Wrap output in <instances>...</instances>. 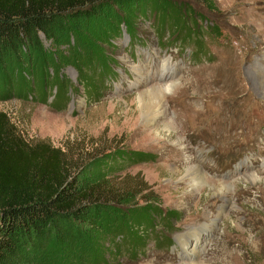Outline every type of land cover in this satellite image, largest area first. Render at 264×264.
I'll return each instance as SVG.
<instances>
[{
	"label": "rangeland",
	"instance_id": "374dc122",
	"mask_svg": "<svg viewBox=\"0 0 264 264\" xmlns=\"http://www.w3.org/2000/svg\"><path fill=\"white\" fill-rule=\"evenodd\" d=\"M178 1L202 18L189 41L171 32L160 39L154 18L140 19L134 39L122 29L113 41L115 74L101 78L104 89L83 93L61 66L63 109L51 108V97L12 98L0 100V112L26 140L60 148L71 163L122 147L152 155L116 170L111 184L141 180L171 218L155 222L135 258L116 264H264V0ZM168 86L164 115L146 121L154 110L140 95Z\"/></svg>",
	"mask_w": 264,
	"mask_h": 264
},
{
	"label": "trees",
	"instance_id": "16d2710c",
	"mask_svg": "<svg viewBox=\"0 0 264 264\" xmlns=\"http://www.w3.org/2000/svg\"><path fill=\"white\" fill-rule=\"evenodd\" d=\"M151 16L160 39L170 32L185 41L199 34L195 19L202 18L178 0H0V100L45 103L51 97L50 107L63 109L68 99L57 76L61 66L70 67L83 93L93 96L105 88L101 78L115 74L113 41L122 29L134 39L135 24ZM152 159L122 147L71 163L60 148L26 140L0 112V264L135 258L155 222L167 224L170 213L145 194L141 180L117 188L111 174Z\"/></svg>",
	"mask_w": 264,
	"mask_h": 264
},
{
	"label": "bare ground",
	"instance_id": "6f19581e",
	"mask_svg": "<svg viewBox=\"0 0 264 264\" xmlns=\"http://www.w3.org/2000/svg\"><path fill=\"white\" fill-rule=\"evenodd\" d=\"M161 69H163V68H161ZM141 70V69H140ZM138 72V71H137ZM165 83V82H164ZM169 89V86L168 87H164V89H161V88H152V89H150V90H148L145 94L146 95H140V97H139V99H140V101L141 102H143V100L144 99H146V97H147V99L149 100V101H151V103H152V113H147L146 114V116H147V119H146V121H148V122H151V123H154L155 121H157V120H159V118H161L162 117V115H164V112H163V110H162V104H161V97H162V93H163V91H165V90H168ZM147 100V101H148ZM150 103V104H151ZM145 104V103H144ZM143 110V109H142ZM149 112V111H148ZM165 129H168L169 130V127L168 126H166L165 125ZM188 173V172H187ZM192 179H195V180H197V178H201V176H200V171H199V169H193L192 170ZM196 177V178H195ZM251 179H252V182H255L256 181V176L255 175H251ZM195 182V181H194ZM199 182V181H198ZM212 223H211V225H210V227H213L214 226V223H215V220H213V221H211ZM206 228V227H205ZM189 234H187V235H185V236H188ZM182 237V239H187L186 237ZM186 242H187V240H185ZM179 242V244L181 243V240H179L178 241ZM188 254V253H187ZM186 264V263H185Z\"/></svg>",
	"mask_w": 264,
	"mask_h": 264
}]
</instances>
